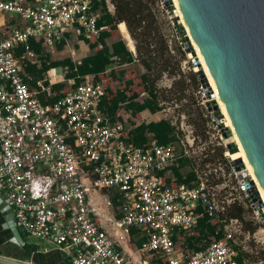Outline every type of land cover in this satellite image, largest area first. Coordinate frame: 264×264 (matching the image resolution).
<instances>
[{"label":"built area","instance_id":"built-area-1","mask_svg":"<svg viewBox=\"0 0 264 264\" xmlns=\"http://www.w3.org/2000/svg\"><path fill=\"white\" fill-rule=\"evenodd\" d=\"M97 2L0 0V15L18 17L0 32V197L13 210L16 227L41 251H58L71 264H134L90 205L93 191L111 190L119 196L118 226L143 233L145 254H157L166 264H239V222L224 215L231 202L221 203L196 171L191 185H172L170 167L189 158L187 150L177 156L175 143L128 142L126 125L101 108L106 97L101 82L84 78L45 105L39 95L53 98L51 85L44 79L33 88L27 81L24 64L38 60L28 50L30 40L52 48L67 34L98 37ZM21 47L27 50L17 56ZM205 214L223 226V238L205 250L179 253L176 235L192 231Z\"/></svg>","mask_w":264,"mask_h":264},{"label":"rangeland","instance_id":"rangeland-1","mask_svg":"<svg viewBox=\"0 0 264 264\" xmlns=\"http://www.w3.org/2000/svg\"><path fill=\"white\" fill-rule=\"evenodd\" d=\"M107 1L108 8L113 10L112 1ZM144 2L155 18L154 23H146L150 29L148 41L153 51L152 57L157 59L154 70L148 74L139 60L132 64H121L116 60L114 65L116 75L120 77V71H125L123 79H132L135 83H141L142 76L148 75L149 83L154 85L162 108L157 119L168 120L175 126L179 140L175 143L176 154L179 156L182 151L185 154L187 150L192 162L190 167L182 170L183 175L196 171L203 181L215 188L221 203L227 205L231 202V208L224 214L225 219H230L232 212L237 213L240 206L244 208L243 218L238 220L237 228L240 231L236 235L240 251L246 264H264V221L247 198L249 195L242 182L244 178L242 179L240 173L235 172L231 165V160H235V156L228 153L227 147L234 142V139L223 138V129L219 126L218 119L214 112L208 110V105L213 107L214 98L201 78L198 65L194 64L196 58L190 57V55L194 57L193 53H188L178 38L170 14L162 0H144ZM6 17L7 21H11L15 16L6 15ZM123 32L129 38L127 31ZM117 37L122 39L120 35ZM132 42L136 48L133 39ZM112 43L113 39L107 41L108 45ZM48 48L46 53L50 55L52 61L71 59L79 63L85 56L93 54L85 46L82 37L76 35L67 38L66 46L62 50H59L57 45ZM61 68L65 81V75L69 70L65 67ZM109 73L110 71L107 75ZM49 78L56 80L53 71L49 74ZM109 84L115 89L119 85L113 81ZM141 86L142 84H139L138 89ZM146 96L142 94L139 100L143 101ZM125 117L129 119V116ZM146 117L144 116V119L142 118L137 124L147 123ZM153 121L152 118L151 122ZM125 125L127 130L131 126L130 123ZM168 176L173 177V174L168 173ZM212 240L214 238H210V241ZM178 247L179 253L187 252L184 240L178 243ZM145 257L151 261L154 258L148 254Z\"/></svg>","mask_w":264,"mask_h":264},{"label":"water","instance_id":"water-1","mask_svg":"<svg viewBox=\"0 0 264 264\" xmlns=\"http://www.w3.org/2000/svg\"><path fill=\"white\" fill-rule=\"evenodd\" d=\"M162 2L183 47L193 55L195 50L228 121L231 129L224 127L220 107L208 105L223 129V138L235 137L239 145L231 142L228 153L236 154L240 147L264 200V0ZM194 64L199 66L198 60ZM205 74L200 73L207 85ZM231 165L244 178L247 198L264 221V204L259 191L249 186L252 182L243 161L231 160ZM0 263L35 264L2 255Z\"/></svg>","mask_w":264,"mask_h":264},{"label":"trees","instance_id":"trees-1","mask_svg":"<svg viewBox=\"0 0 264 264\" xmlns=\"http://www.w3.org/2000/svg\"><path fill=\"white\" fill-rule=\"evenodd\" d=\"M111 1L115 8L114 14L108 10L106 0H100V2L96 3L95 8L99 9L101 13L98 21V28L101 33L98 37H82V40L89 46L93 54L83 58L79 63L71 59L52 61L50 55L46 53L47 47L43 41L31 39L28 50L39 56V63L26 62L24 64V73L27 78H31V80L27 79V81L31 87L35 88L38 81L46 79L45 75L49 71L60 67L68 68L69 71L65 75V81L51 86V90L55 94L53 98L47 99L43 94L39 95L45 105L55 103L59 98L67 95L72 89L80 85L84 78L89 77L93 81L101 82L106 89V97L101 106L104 114L113 122L131 124L126 132L128 142L138 147L147 146L150 139H155L160 145L178 143L176 128L168 120L163 119L159 122L137 124L142 119L141 113L144 111L157 114L162 110L158 101L159 96L154 85L149 83L148 75L142 76L141 83H135L132 79H123L125 71H120V77H118L114 69L116 60L121 64H132L139 60L148 74L154 70V64H156L157 59L152 57L153 51L150 49L148 41L150 29L146 26V23H154L155 18L144 0ZM118 26L119 29L122 27L121 30H128L130 41L132 39L135 41L136 57L129 50L123 39H116L120 35ZM66 37L69 38L70 35L67 34ZM110 39H113L111 46L107 44V40ZM65 46L66 40L57 43L59 50H62ZM26 50L27 48L21 47L16 55L21 56ZM131 50H135L134 45ZM108 71H110L109 75H107ZM112 81L119 83L117 89L110 86L109 83ZM49 84L48 81L45 82V86H50ZM139 84H142L140 89H138ZM142 94L147 96L143 101H140L139 97ZM125 116H129V119H126ZM191 164L192 162L189 158L181 157L170 167L175 178V182L172 183L173 186L191 185L197 180L195 171L185 176L182 173V170L190 167ZM164 174L161 173V175ZM167 182L171 183V180L167 179ZM119 204L117 202V205ZM244 212V208L240 206L237 213L232 212L229 218L242 220ZM176 236H178L177 238L175 237L176 244L178 245L179 242L184 240L187 252L192 253L205 250L211 242L210 238L215 240L223 238L224 230L220 223L212 221L205 214L199 219L197 226L192 231L179 233ZM238 262L239 264H244L242 252Z\"/></svg>","mask_w":264,"mask_h":264},{"label":"crops","instance_id":"crops-1","mask_svg":"<svg viewBox=\"0 0 264 264\" xmlns=\"http://www.w3.org/2000/svg\"><path fill=\"white\" fill-rule=\"evenodd\" d=\"M109 11L114 14L115 8H113V10L109 8ZM6 18L7 17L5 15H0V32L3 30L6 31L7 28H11L15 24L12 20L7 21ZM121 28L119 29L120 36H122V39L125 41L129 50L134 54V56H136V48L134 51L131 50L133 47L125 38V35L127 34L124 32L121 33ZM127 33L129 34L128 30ZM117 38L118 37H116V39ZM132 43L134 45V42ZM84 44L89 48L85 42ZM85 57H88V55ZM35 63H39V59ZM52 71L56 79L54 81L49 78V74ZM47 74L45 75V78L51 86L56 83L64 82V75L62 73L61 67L55 68L49 71ZM144 116H147V123H151L152 118L154 119L153 122H159L162 120L157 119L158 113L152 114L149 111H144L141 113V118L144 119ZM117 202H119V196L115 193V191H93L90 194V205L95 213L97 222L102 227V229L107 231L109 235L114 238V240L118 243L122 253L127 258L132 260L134 264H150L151 262L155 264H166L165 261L157 254H148L151 257H154L152 261L145 257L147 254L142 251L145 239L141 231L137 229H131L129 232H126L124 229L118 226L120 216L122 215L120 213V204L117 205ZM0 255L15 260H30L35 264H71V262L60 252H43L41 251L38 243H36L33 239L26 237V234L16 227L14 212L2 197H0Z\"/></svg>","mask_w":264,"mask_h":264},{"label":"bare ground","instance_id":"bare-ground-1","mask_svg":"<svg viewBox=\"0 0 264 264\" xmlns=\"http://www.w3.org/2000/svg\"><path fill=\"white\" fill-rule=\"evenodd\" d=\"M176 13H177V11H176ZM177 15H178V13H177ZM178 17H179V15H178ZM179 18H180V17H179ZM182 25H183V24H182ZM182 30L186 31L185 28H184V26H183ZM123 31H124V29L121 30V33H122ZM125 31H126V30H125ZM123 34H124V33H123ZM125 38L128 40L129 44L131 45V41H130V39L127 37V35H125ZM192 47H193V45H192ZM193 50H194V48H193ZM190 57H192V59H195V58H196V60L198 59L199 66L197 67V69H198V71L203 72V73L205 74L204 69H203V67H202V65H201V63H200V61H199V58H198V56H197L195 50H194V57L191 56V55H190ZM205 76H206V74H205ZM206 78H207V76H206ZM207 86H208V88H209V90H210V93H212V94L215 96V97H214V104H216V105L218 104V106L220 107L221 113H222V115H223V117H224V120H223L224 126H226L227 128L231 129L230 126H229V124H228V121H227V119H226V117H225V115H224V113H223V111H222V108H221V106H220V104H219V102H218V100H217V98H216V95H215V93H214V91H213V89H212V87H211V85H210V82H209L208 78H207ZM233 139H234V142L238 145V143H237L235 137H233ZM238 146H239V145H238ZM241 155H242V157H241ZM232 156H233V157L235 156V160H236V159H241V160L243 161V163H244V167H245V172L247 173L250 182H252V185H251V183H250L249 186L252 188L253 185H254V187L257 189V191H259V189H258V187H257V184H256V182H255V180H254V178H253V176H252V174H251V171H250V169H249V167H248V165H247V163H246V161H245V158H244V156H243V154H242V152H241V150H240V147H239V151H238V153L233 154ZM259 193H260V191H259ZM260 197H261V200H262V202H263V204H264V200H263V197H262L261 193H260Z\"/></svg>","mask_w":264,"mask_h":264}]
</instances>
